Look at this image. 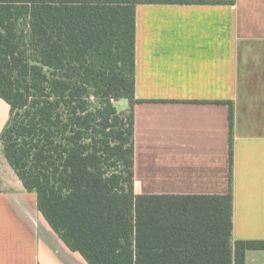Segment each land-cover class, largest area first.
Here are the masks:
<instances>
[{"label":"trees","instance_id":"16d2710c","mask_svg":"<svg viewBox=\"0 0 264 264\" xmlns=\"http://www.w3.org/2000/svg\"><path fill=\"white\" fill-rule=\"evenodd\" d=\"M139 2L0 0L2 155L51 230L87 264H244L264 241L232 239L231 113L227 194L134 193Z\"/></svg>","mask_w":264,"mask_h":264},{"label":"crops","instance_id":"0c3cea01","mask_svg":"<svg viewBox=\"0 0 264 264\" xmlns=\"http://www.w3.org/2000/svg\"><path fill=\"white\" fill-rule=\"evenodd\" d=\"M139 1L134 193L227 194L231 113L232 239L264 241V0ZM7 119L0 100V133ZM1 155L0 264H87L51 230ZM244 264H264V250L246 251Z\"/></svg>","mask_w":264,"mask_h":264},{"label":"rangeland","instance_id":"374dc122","mask_svg":"<svg viewBox=\"0 0 264 264\" xmlns=\"http://www.w3.org/2000/svg\"><path fill=\"white\" fill-rule=\"evenodd\" d=\"M128 105V102L126 100H121L119 101L118 105H117V109L118 111H121L124 109V107H126ZM1 152V150H0ZM2 156V155H1Z\"/></svg>","mask_w":264,"mask_h":264}]
</instances>
